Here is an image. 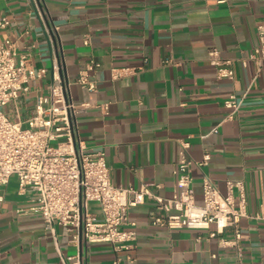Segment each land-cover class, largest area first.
<instances>
[{
    "label": "crops",
    "instance_id": "0c3cea01",
    "mask_svg": "<svg viewBox=\"0 0 264 264\" xmlns=\"http://www.w3.org/2000/svg\"><path fill=\"white\" fill-rule=\"evenodd\" d=\"M39 6L0 0V15L11 20L0 36L22 51L31 47L33 64L47 69L39 83L45 94L55 62L65 68L74 101L90 104L77 117L80 137L105 150L112 182L147 183L155 194L173 197L186 141L197 201L205 176L223 194L228 179L241 180L249 216L240 221L238 250L232 227L211 236L154 225L152 216L163 211L147 197L130 208L135 224L127 228L136 231L130 248L116 251L109 241L86 247L81 237L74 241L76 230L58 224L54 235L39 214L18 212L36 193L20 195L12 177L0 207V264H64L60 251L80 249L82 264H264V219L252 217L264 212V57L256 52L264 0H40ZM214 47L232 60L233 80L217 76L209 58ZM92 59L100 63L89 72L95 91L77 82ZM233 93L241 106L227 119L224 104ZM234 194L239 202L238 188ZM89 209L102 217L97 201Z\"/></svg>",
    "mask_w": 264,
    "mask_h": 264
},
{
    "label": "built area",
    "instance_id": "2783aa9c",
    "mask_svg": "<svg viewBox=\"0 0 264 264\" xmlns=\"http://www.w3.org/2000/svg\"><path fill=\"white\" fill-rule=\"evenodd\" d=\"M36 1L39 6L40 0ZM38 12L45 17L40 6ZM10 24L8 16L0 15V30ZM258 30L261 46L256 52H262L264 57V23ZM85 42L88 43L89 38ZM209 58L219 78H235L232 60L222 58L218 48L209 50ZM99 65L92 59L77 82L95 91L97 83L89 72ZM60 69L59 62H55L54 76L45 94L39 83L47 69L33 64L31 47L22 51L16 40L0 36V207L6 200L11 178L16 175L20 195H27L29 191L36 193L31 204L18 208V212L39 214L54 235L59 224L68 231L76 230L74 241L78 242L81 237L86 247L109 241L120 251L130 248L136 239V231L127 228L135 224L130 218V208L153 197L163 211L152 216L154 225L210 230L211 236L232 227L235 235L232 244L240 250V221L249 216L243 181L228 179V191L223 194L215 182L205 176L203 201L198 202L187 155L189 143L183 141L181 158L175 168L178 190L173 197L155 194L147 183L140 188L115 185L105 150L89 148L80 137L77 117L90 104L74 101L70 82ZM224 105L229 111L227 119H231L239 110L241 99L233 93ZM235 188L241 193L239 202ZM91 201L100 204L101 218L90 211ZM252 217L264 219V212ZM81 251L72 255L60 251L63 263L82 264Z\"/></svg>",
    "mask_w": 264,
    "mask_h": 264
},
{
    "label": "water",
    "instance_id": "95a60500",
    "mask_svg": "<svg viewBox=\"0 0 264 264\" xmlns=\"http://www.w3.org/2000/svg\"><path fill=\"white\" fill-rule=\"evenodd\" d=\"M48 25L50 26L49 23H48ZM49 30H50V35L52 37V40L54 41V45L57 48L58 47V35H57L56 32H54V30H53V28L51 26L49 27ZM61 71H62L63 76L66 78V80H68L67 77H66V72H65V68L64 67H62Z\"/></svg>",
    "mask_w": 264,
    "mask_h": 264
},
{
    "label": "rangeland",
    "instance_id": "374dc122",
    "mask_svg": "<svg viewBox=\"0 0 264 264\" xmlns=\"http://www.w3.org/2000/svg\"><path fill=\"white\" fill-rule=\"evenodd\" d=\"M13 177H17L16 175H14Z\"/></svg>",
    "mask_w": 264,
    "mask_h": 264
}]
</instances>
